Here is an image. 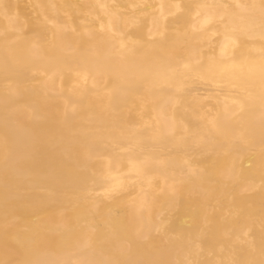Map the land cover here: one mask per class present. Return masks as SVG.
Masks as SVG:
<instances>
[{
  "label": "bare ground",
  "instance_id": "1",
  "mask_svg": "<svg viewBox=\"0 0 264 264\" xmlns=\"http://www.w3.org/2000/svg\"><path fill=\"white\" fill-rule=\"evenodd\" d=\"M0 264H264V0H0Z\"/></svg>",
  "mask_w": 264,
  "mask_h": 264
}]
</instances>
